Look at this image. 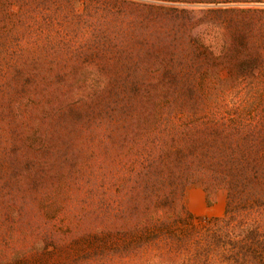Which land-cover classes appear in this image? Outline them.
Wrapping results in <instances>:
<instances>
[{
	"label": "trees",
	"instance_id": "trees-1",
	"mask_svg": "<svg viewBox=\"0 0 264 264\" xmlns=\"http://www.w3.org/2000/svg\"><path fill=\"white\" fill-rule=\"evenodd\" d=\"M151 13L126 0H0V221L58 246L88 242L102 262L264 264V98L224 97L264 78L261 45L247 38L198 66L183 37L116 33ZM212 60L230 80L200 83L216 78ZM193 185L227 192L223 217L187 209ZM50 214L70 216L69 231L50 229Z\"/></svg>",
	"mask_w": 264,
	"mask_h": 264
},
{
	"label": "rangeland",
	"instance_id": "rangeland-1",
	"mask_svg": "<svg viewBox=\"0 0 264 264\" xmlns=\"http://www.w3.org/2000/svg\"><path fill=\"white\" fill-rule=\"evenodd\" d=\"M138 4L147 5L151 8L150 17L133 15L127 21L126 26L118 27V35L137 36L147 35L154 38L158 35L166 34L167 41L174 36L187 39V44L195 47L199 55L196 64L206 65L209 63V53L213 52L217 57L220 53L242 51L244 42L254 45L256 41L261 45L264 52V6L258 4V0H126ZM84 1L78 6V11L82 13L85 9ZM112 11L117 13L118 8L112 6ZM18 8H12V14L18 13ZM244 12H253L245 14ZM259 12V13H255ZM201 37L203 44L197 40ZM227 42V46L225 44ZM162 50L156 49V51ZM213 65L218 66V73L215 79L202 77L200 83L226 82L231 79V74L225 64L221 61L212 60ZM207 79V81H206ZM245 87L236 92H229L224 95L228 103L242 102L243 100L258 97L264 98V78H258L255 84H249L246 79ZM260 88L261 95L250 91L249 86ZM193 196L195 203V214L200 218H211L205 215H198L205 206H213L218 203V199L226 207L227 192L223 189L216 191L211 197L204 188L193 185L187 188L185 194V205L187 209L188 199ZM192 213V211H190ZM224 216V215H223ZM222 216V217H223ZM53 220L50 229L60 234L69 231L72 218L66 214L57 217L47 216ZM1 219V216H0ZM34 228L28 222H18L8 220L0 221V264H187L184 257H178L171 262L161 257H133L129 260L117 261L96 259L98 254L95 251H86L92 248L90 243H72L69 246H58L49 241L34 240ZM22 236L28 240L23 241ZM25 257V258H24ZM93 257V258H92Z\"/></svg>",
	"mask_w": 264,
	"mask_h": 264
},
{
	"label": "crops",
	"instance_id": "crops-1",
	"mask_svg": "<svg viewBox=\"0 0 264 264\" xmlns=\"http://www.w3.org/2000/svg\"><path fill=\"white\" fill-rule=\"evenodd\" d=\"M258 4L261 6H264V0H258ZM188 208L190 211L195 212V203L193 196H190V199H188L187 203ZM226 207L224 204L221 202V199H218V203H216L213 206H205L201 212H196L198 215H205L211 218H219L222 217L225 214Z\"/></svg>",
	"mask_w": 264,
	"mask_h": 264
}]
</instances>
